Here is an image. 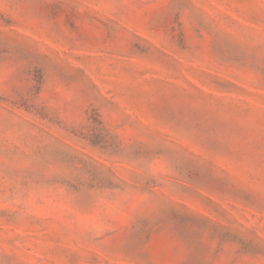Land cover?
Here are the masks:
<instances>
[{
  "label": "rangeland",
  "instance_id": "rangeland-1",
  "mask_svg": "<svg viewBox=\"0 0 264 264\" xmlns=\"http://www.w3.org/2000/svg\"><path fill=\"white\" fill-rule=\"evenodd\" d=\"M0 264H264V0H0Z\"/></svg>",
  "mask_w": 264,
  "mask_h": 264
}]
</instances>
